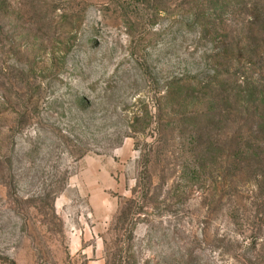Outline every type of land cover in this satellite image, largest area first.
Returning a JSON list of instances; mask_svg holds the SVG:
<instances>
[{"label":"rangeland","instance_id":"obj_1","mask_svg":"<svg viewBox=\"0 0 264 264\" xmlns=\"http://www.w3.org/2000/svg\"><path fill=\"white\" fill-rule=\"evenodd\" d=\"M0 264H264V0H0Z\"/></svg>","mask_w":264,"mask_h":264}]
</instances>
